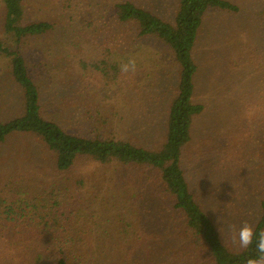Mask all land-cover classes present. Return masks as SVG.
Instances as JSON below:
<instances>
[{"label":"trees","instance_id":"16d2710c","mask_svg":"<svg viewBox=\"0 0 264 264\" xmlns=\"http://www.w3.org/2000/svg\"><path fill=\"white\" fill-rule=\"evenodd\" d=\"M74 8L71 3L63 4L64 12ZM114 9L120 24L136 28L134 41L158 43L175 63L177 85L161 108L164 121L160 130L145 122L143 112L137 113V124L148 129L143 133L150 145L116 137L77 136L46 119L42 91L20 47L30 39L41 40L54 33L56 25L24 22L27 0H0L4 32L12 40L11 44L0 39V56L11 61V76L22 90L24 106L21 117L0 124V145L13 137L39 140L50 155L53 170L26 176L14 173L3 181L0 264H178V260L183 264H246L257 255L255 243L234 250L225 242L218 223L192 190L184 165L196 123L209 112V101L197 100L199 78L204 74L196 59L202 31L211 12L238 13L239 7L227 0H178L173 21L132 1L118 3ZM242 45L240 51L255 61L252 76L258 68L262 73L264 45L256 41ZM238 62V57L230 60ZM102 64L110 67L113 79H121L120 66L107 61ZM241 73H250L249 67H242L239 74L243 76ZM131 90L124 86L118 94L125 101L136 100L135 90ZM251 94L250 100L243 102V123L263 129L264 139V86ZM245 132L241 130L237 137L243 139ZM85 162L114 171H99L98 177L88 178L86 174L92 171H77L79 178L72 179L70 175ZM89 180L97 185L104 180L116 188L107 199H93L98 215L92 208L91 219L90 213L76 208L77 203L70 202L67 195L70 189L95 187ZM229 192L228 188L224 191ZM260 193L256 231H264V191ZM54 207L61 210L54 211ZM102 210L109 211L111 217L102 216Z\"/></svg>","mask_w":264,"mask_h":264},{"label":"rangeland","instance_id":"374dc122","mask_svg":"<svg viewBox=\"0 0 264 264\" xmlns=\"http://www.w3.org/2000/svg\"><path fill=\"white\" fill-rule=\"evenodd\" d=\"M125 1H132L167 21H173L178 6V0H27L24 22L49 21L56 25V30L44 39L26 41L20 49L42 91L46 119L56 121L77 136L116 137L150 145L143 133L148 129L137 124L140 117L137 113L143 112L145 122L160 130L164 121L161 108L164 109V103L176 89V67L173 57L158 43L134 41L136 28L117 21L114 8ZM227 1L240 11L211 12L196 50L204 73L199 78L197 100L209 101V112L196 123L194 141L184 155V165L192 190L215 221H220L218 226L225 242L234 250H241L233 244L228 226H234L236 232L245 223L254 227L260 209L259 194L264 191L263 129L243 123V102L263 88L264 69L261 73L258 68L252 76L251 65L255 61L240 50L248 42L264 45V0ZM64 3L75 8L64 12ZM0 39L12 44L4 32L2 15ZM232 57H238L239 62L230 63ZM130 59L136 60V71L121 73V79L117 80L112 78L110 67L104 68L102 64L107 61L121 67ZM10 66V59L0 56V124L21 117L24 111L23 93L11 76ZM246 66L250 73L241 76L240 70ZM124 86L130 92L135 90L136 100L125 101L118 94ZM91 115L100 123L96 124ZM244 129L246 135L240 139L237 136ZM45 150L39 140L25 137H13L0 145V188L5 187L3 181L14 173L26 176L33 171H53ZM81 164L70 175L72 179L79 178L77 171H92L86 174L87 178L97 176L99 171H114L89 162ZM222 167L226 171H219ZM89 183L95 187L84 191L70 189L67 195L70 202L77 203L76 208L90 213L91 219L93 199H107L116 188L106 185L104 180H100V186L96 181ZM65 185L69 187L67 182ZM226 188L231 192L225 194ZM58 209L61 210L54 207V211ZM100 214L111 217L106 210ZM178 264L183 262L178 260Z\"/></svg>","mask_w":264,"mask_h":264},{"label":"clouds","instance_id":"9594fccd","mask_svg":"<svg viewBox=\"0 0 264 264\" xmlns=\"http://www.w3.org/2000/svg\"><path fill=\"white\" fill-rule=\"evenodd\" d=\"M136 67V60L130 59L127 63L121 64V72H135ZM228 227L232 231L233 244L240 249H248L249 246L255 243L257 255L247 259L246 264H264V231H256L249 223H245L238 232L234 230V226L229 225Z\"/></svg>","mask_w":264,"mask_h":264}]
</instances>
